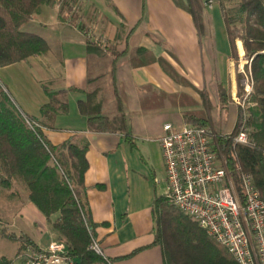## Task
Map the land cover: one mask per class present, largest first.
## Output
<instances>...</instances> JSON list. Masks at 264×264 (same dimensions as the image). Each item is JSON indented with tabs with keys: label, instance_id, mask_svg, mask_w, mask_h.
<instances>
[{
	"label": "crops",
	"instance_id": "0c3cea01",
	"mask_svg": "<svg viewBox=\"0 0 264 264\" xmlns=\"http://www.w3.org/2000/svg\"><path fill=\"white\" fill-rule=\"evenodd\" d=\"M204 1L198 0L199 26L187 8L188 0H78L76 14L69 2L58 11L45 3L21 30L42 37L48 51L0 67L3 88L16 96L21 113L40 124L45 122L40 107L48 101L44 87L51 92L65 90L57 97L67 109L54 117L53 127L42 125V133L54 146L87 147L80 197L94 224L93 238L111 261L100 264H164L161 248L151 245L153 200L165 194L157 187L160 171L165 181L157 141L163 124L189 125L182 120L183 112L220 106L221 92L228 96L221 105L225 129H233L239 109L244 112L242 81L249 62L242 42L229 41L218 0H212L211 8ZM88 43L99 46L102 54L88 52ZM91 91H97L103 116L117 114L119 99L127 116L125 131L89 128L78 101ZM155 91L173 98L166 104ZM104 95L110 99L107 112L101 101ZM252 105L249 102L245 111ZM16 185L23 190L21 194L11 190V197H27L28 190ZM29 213L37 216L32 209ZM42 217L40 228L34 223L38 232L24 233L36 248L58 238L47 224L50 221ZM140 247L144 248L125 257Z\"/></svg>",
	"mask_w": 264,
	"mask_h": 264
},
{
	"label": "trees",
	"instance_id": "16d2710c",
	"mask_svg": "<svg viewBox=\"0 0 264 264\" xmlns=\"http://www.w3.org/2000/svg\"><path fill=\"white\" fill-rule=\"evenodd\" d=\"M51 1L0 0V67L48 51V44L42 37L22 31L21 27L42 4ZM66 2L69 0H63L61 6ZM218 2L229 41L232 44L235 38L241 40L244 57L249 62V65H245V71L251 87L248 100L253 105L246 110L245 124L250 143L239 144L233 140L243 120L240 109L231 134L223 133L225 107L221 105L228 99L225 92L218 96L220 106L185 111L182 120L192 126L209 125L214 128L217 133L214 135L216 149L225 161L237 190H240L241 174H250L260 198L264 200V0ZM198 6V0H188L187 8L199 26ZM86 49L91 53L102 54L99 46L88 43ZM44 90L48 101L40 107V114L45 122H36L39 127L31 129L0 84V186L10 189L17 182L26 187L28 200L51 222L58 239L66 244L67 254L73 264L111 263L108 258L89 248L94 237V224L80 197L88 167L86 145L68 143L54 146L42 133V125L53 127L54 117L67 109L66 103L57 97L65 90L51 92L45 87ZM155 93L162 96L166 104H169L167 100L173 98L158 91ZM242 93L239 87L238 94L242 96ZM96 95L97 91L87 92L84 100L78 101V110L87 117L89 128L97 131H125L127 116L119 99L117 114L110 118L100 114L101 103L97 101ZM146 95L153 96L150 93ZM152 212L154 238L151 245L161 248L164 264H236L224 246L180 212L165 194L154 197ZM1 236L18 243L16 254L27 247L36 248L24 233L16 234L3 229ZM143 248H137L125 257ZM12 261L0 255V264H12Z\"/></svg>",
	"mask_w": 264,
	"mask_h": 264
},
{
	"label": "built area",
	"instance_id": "2783aa9c",
	"mask_svg": "<svg viewBox=\"0 0 264 264\" xmlns=\"http://www.w3.org/2000/svg\"><path fill=\"white\" fill-rule=\"evenodd\" d=\"M62 1L53 0V7L59 9ZM203 5L211 8L213 1L206 0ZM242 84L243 120L233 140L249 144L245 106L249 105L251 87L247 77ZM24 121L31 129L39 127L26 116ZM214 139L208 127L163 124L157 141L163 158L165 195L180 212L224 246L236 264H264V200L250 174H241L237 190ZM89 248L104 257L93 237ZM22 254L25 264H73L64 242H51L41 249L27 247Z\"/></svg>",
	"mask_w": 264,
	"mask_h": 264
},
{
	"label": "rangeland",
	"instance_id": "374dc122",
	"mask_svg": "<svg viewBox=\"0 0 264 264\" xmlns=\"http://www.w3.org/2000/svg\"><path fill=\"white\" fill-rule=\"evenodd\" d=\"M77 1L78 0L69 1L68 4L71 6V13H74V14L77 13V6H76ZM53 3L54 2L51 1L52 6H53ZM59 9H56V10L58 11ZM74 20L75 19H73V22H74ZM217 31H218V29H217ZM35 78H36V76H35ZM247 78L249 79L248 74H247ZM3 89L8 94V96H9L11 102L13 103V105L15 106V108L21 113V110H20L18 104H16V96H14V94H9V92H7V90L5 88H3ZM10 93H12V92H10ZM101 101H102V106H103L104 112L109 111L110 110V99H109V97L104 95ZM21 115H22L23 119H24V116H26L27 118H29L30 122H37V121L31 119L29 116H27L23 113H21ZM241 123L242 122H240V124ZM206 127H208L211 130L212 135L217 134L216 130L214 128H212L211 126L207 125ZM239 129H240V126H239ZM239 129H238V131H239ZM231 132H232V130L228 131L227 128L225 129V126H224L223 133L225 135H230ZM217 153L219 154L218 150H217ZM158 181L159 182H158L157 187H158L159 192L160 193H166V181H164V173L161 171L159 172ZM15 184H19V183H17V182L13 183V186L10 189H4L3 187L0 186V255H3L9 259H12L13 260L12 264H18L19 262H23L25 264V262H24L25 260H24L23 254H22L24 250H22L21 252L16 254V251L18 249V243L2 237L1 236L2 230L5 229L7 231L14 232L16 234L27 233L29 235H33L32 229L37 231V229L41 227V224H42L44 219H43L42 215L40 213H38L36 208L33 205H31V203L29 202L27 197H25L24 195H22L19 198L13 197V196L11 197V194L8 193L11 190H17L20 194L23 190L22 187H19L17 185L15 186ZM21 185L24 186L23 184H21ZM30 209L34 210V212H37L36 213L37 216H31L29 213ZM26 212H27L28 216L27 215L24 216ZM21 214H23V217L21 216ZM38 214H40L39 215L40 217H38ZM22 218H24V219H22ZM35 222L38 225L36 227L37 229L34 227ZM47 224H51V222L47 223ZM56 240L57 241H52V242H58V243L64 242L61 239L59 240L58 238ZM50 243L51 242H49V244ZM49 244L46 247H48ZM36 249H41V248H36ZM101 264H103V263H101Z\"/></svg>",
	"mask_w": 264,
	"mask_h": 264
},
{
	"label": "water",
	"instance_id": "95a60500",
	"mask_svg": "<svg viewBox=\"0 0 264 264\" xmlns=\"http://www.w3.org/2000/svg\"><path fill=\"white\" fill-rule=\"evenodd\" d=\"M74 261H76V262H77L78 260H77V259H74Z\"/></svg>",
	"mask_w": 264,
	"mask_h": 264
}]
</instances>
